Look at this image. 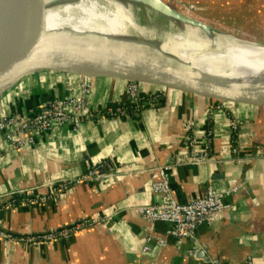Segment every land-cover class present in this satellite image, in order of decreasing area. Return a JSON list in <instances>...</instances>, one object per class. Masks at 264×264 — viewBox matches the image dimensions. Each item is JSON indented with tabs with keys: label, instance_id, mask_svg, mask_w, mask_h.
Returning <instances> with one entry per match:
<instances>
[{
	"label": "crops",
	"instance_id": "1",
	"mask_svg": "<svg viewBox=\"0 0 264 264\" xmlns=\"http://www.w3.org/2000/svg\"><path fill=\"white\" fill-rule=\"evenodd\" d=\"M79 75L39 69L20 77L0 93V112L26 116L45 101L77 91ZM87 99L92 107L122 97L125 80L92 76ZM142 89L159 90L142 84ZM158 108L145 107L132 117L84 119L76 129L64 124L38 135L33 145L14 148L0 132V227L27 233L55 228L83 216L105 215L106 221L85 226L41 244L0 238V264H206L189 255L196 246L222 264H264V155L230 160L228 116L245 118L237 133L240 153L264 151V106L226 102L164 87ZM208 107L211 108L208 110ZM209 116L210 153L222 161H181L169 170V185L178 201L239 185L225 200L230 206L219 220L200 224L192 237L167 236L164 246L141 251L145 232L163 234L169 223L145 221L136 206L160 200L150 182L149 167L185 149L186 122L202 132ZM202 140L196 141L200 150ZM98 165L103 176L74 184L38 205L3 207L5 195L46 192L50 181L77 175ZM102 170V171H101Z\"/></svg>",
	"mask_w": 264,
	"mask_h": 264
},
{
	"label": "built area",
	"instance_id": "2",
	"mask_svg": "<svg viewBox=\"0 0 264 264\" xmlns=\"http://www.w3.org/2000/svg\"><path fill=\"white\" fill-rule=\"evenodd\" d=\"M78 86L76 92H70L64 96L49 99L40 107L26 116H19L11 111L0 112V132L3 138L14 148L21 149L25 145H33L36 137L52 128L59 129L64 124H69L72 129H76L84 119L98 117H132L145 107L158 108L163 98L162 89L145 90L139 85V81L125 80L122 90V97L113 103H108L100 107H92L87 96L92 91L93 85L90 75L78 74ZM215 101V106H223L226 101L211 99ZM211 108L208 107V110ZM207 116V122L202 132H196L194 120L188 119L184 134L185 149L175 151L166 160L153 164L149 171H153L154 178L150 182L153 193L160 196V200L150 204L136 206V211L145 221L162 220L169 223L163 234H153L145 232L141 251H147L151 245L164 246L166 237L170 236L177 241L184 237H192L200 224H210L219 220L226 209L230 206L225 200L226 195L233 192L239 185L214 190L207 184L202 193L186 201L175 199L169 185V170L172 165L181 161L189 163H199L203 161H222L220 157L210 153V141L212 138V126ZM245 118L228 116L229 127V150L230 160H249L253 157L262 156L264 153L255 152L248 155L240 153L237 133L239 127L245 123ZM202 140L200 150L196 149V141ZM103 176L98 165H92L85 171L70 177L50 181V189L46 192L33 194L31 192H15L5 195L3 207L38 205L49 199L56 198L66 188L83 182L92 181ZM106 221L105 215L83 216L70 223L59 225L52 229L43 231H32L27 233H16L0 227V238L7 242L21 241L27 244H41L66 237L82 227L92 225L96 222ZM196 248L188 249L189 255L195 254ZM206 264H222L221 260L214 255H207ZM242 264H253L250 256H245Z\"/></svg>",
	"mask_w": 264,
	"mask_h": 264
},
{
	"label": "water",
	"instance_id": "3",
	"mask_svg": "<svg viewBox=\"0 0 264 264\" xmlns=\"http://www.w3.org/2000/svg\"><path fill=\"white\" fill-rule=\"evenodd\" d=\"M44 2L46 0H0V93L27 73L48 69L131 79L209 99L264 106V84L221 78L179 62L143 40L128 39V29L118 39L74 30L45 33L41 17ZM156 2L174 18L183 15L201 23L162 0ZM256 151L264 153L255 150L250 154ZM194 256H201L206 262L202 249L196 248Z\"/></svg>",
	"mask_w": 264,
	"mask_h": 264
},
{
	"label": "bare ground",
	"instance_id": "4",
	"mask_svg": "<svg viewBox=\"0 0 264 264\" xmlns=\"http://www.w3.org/2000/svg\"><path fill=\"white\" fill-rule=\"evenodd\" d=\"M156 1L51 0L42 4L43 31L94 32L118 39L124 31L134 27L147 38L157 36L155 37L157 42L153 41V38L146 39L145 42L179 62L221 78L264 84V44L262 47L250 43L235 46L231 41L237 38L235 35H227L221 30L215 31L216 28H222L221 26L200 19L201 23L193 22L183 15L174 18L164 12ZM150 10L155 13L152 14ZM136 16L140 18L156 16L157 20L159 17L161 19L159 33L154 32L148 24L140 26L131 23ZM169 19L176 20L178 26L169 25ZM122 22L131 24L121 25ZM249 48L251 50L248 51Z\"/></svg>",
	"mask_w": 264,
	"mask_h": 264
},
{
	"label": "trees",
	"instance_id": "5",
	"mask_svg": "<svg viewBox=\"0 0 264 264\" xmlns=\"http://www.w3.org/2000/svg\"><path fill=\"white\" fill-rule=\"evenodd\" d=\"M185 1L191 5L192 17L204 19L222 27L233 28L236 26L239 37L264 41V0ZM144 83L146 82H139L140 87Z\"/></svg>",
	"mask_w": 264,
	"mask_h": 264
},
{
	"label": "rangeland",
	"instance_id": "6",
	"mask_svg": "<svg viewBox=\"0 0 264 264\" xmlns=\"http://www.w3.org/2000/svg\"><path fill=\"white\" fill-rule=\"evenodd\" d=\"M51 1V0H50ZM50 1H46V2H50ZM164 3H166V4H168L169 6H171L172 8H174L175 10H177V11H179V12H181V13H184V14H187V15H189V16H191V14H192V11L190 10L191 9V5L189 4V3H186V1L184 2V0H162ZM46 2H44V3H46ZM185 6V7H184ZM150 12L153 14V13H155V12H152V10H150ZM137 17V16H136ZM192 17V16H191ZM162 19H164V17H162ZM159 20V21H158ZM158 20H157V17L155 16V17H153V16H150V17H146V18H140V17H137L136 19H134L133 21H131V23H134V24H139L140 26H143V25H145V24H148L149 26H151L153 29H154V32H158L159 33V31H158V28L161 26L160 25V21H161V19H159V17H158ZM201 20V19H200ZM187 21V20H186ZM202 21H204L205 22V20L203 19ZM73 22H76L75 20H73ZM147 22V23H146ZM176 22V20H174V19H169L168 20V24L169 25H173V26H175V23ZM209 22V21H208ZM131 24V23H128V22H122V23H120L121 25L122 24ZM151 23V24H150ZM119 24V25H120ZM119 25H117V26H119ZM147 25V26H148ZM177 25V24H176ZM210 25V24H209ZM250 25V24H249ZM165 26V25H164ZM178 26V25H177ZM211 26V25H210ZM220 27V26H219ZM222 27V26H221ZM117 29V28H116ZM217 30H221V31H224L225 32V34H227V35H230V36H233V35H236V37L237 38H239V39H241L240 37H238V35L237 34H239L238 33V27H236V26H233V28H227V27H222V28H216ZM167 31H168V29H166ZM227 30L228 31H230V32H227ZM127 31H129L128 32V35H127V37H128V39H130V40H134V41H139V42H142V40L143 41H145L146 39H152L153 38V41H155V42H157L156 41V39H155V37H157V36H148L149 38H147L146 36H143L142 35V33H140V32H138V29H136V28H128V30ZM166 32V31H165ZM233 34V35H232ZM237 38H233V39H231V41H232V44H234L235 46H238V45H246L247 43H248V45H249V43L252 45H254V46H263L262 44H264V41H255V40H253L254 42H251V41H248V42H242V41H247V40H242V41H240L239 39H237ZM224 39H228V38H224ZM262 43V44H261ZM261 44V45H260ZM250 47H253V46H250ZM264 47V46H263ZM246 49V48H245ZM248 51L249 50H251L250 48L249 49H247Z\"/></svg>",
	"mask_w": 264,
	"mask_h": 264
}]
</instances>
